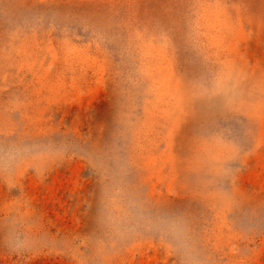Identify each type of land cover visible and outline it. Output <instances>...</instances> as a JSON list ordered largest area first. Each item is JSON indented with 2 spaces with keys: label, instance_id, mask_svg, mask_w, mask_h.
<instances>
[{
  "label": "rangeland",
  "instance_id": "1",
  "mask_svg": "<svg viewBox=\"0 0 264 264\" xmlns=\"http://www.w3.org/2000/svg\"><path fill=\"white\" fill-rule=\"evenodd\" d=\"M0 264H264V0H0Z\"/></svg>",
  "mask_w": 264,
  "mask_h": 264
}]
</instances>
